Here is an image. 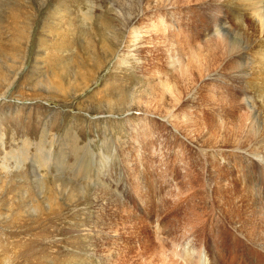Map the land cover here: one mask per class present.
<instances>
[{"label": "rangeland", "instance_id": "rangeland-1", "mask_svg": "<svg viewBox=\"0 0 264 264\" xmlns=\"http://www.w3.org/2000/svg\"><path fill=\"white\" fill-rule=\"evenodd\" d=\"M158 1L0 0V264L264 262L263 218L236 198L264 203V167L234 148V100L254 96L172 79L186 20L211 39L234 5Z\"/></svg>", "mask_w": 264, "mask_h": 264}, {"label": "bare ground", "instance_id": "bare-ground-1", "mask_svg": "<svg viewBox=\"0 0 264 264\" xmlns=\"http://www.w3.org/2000/svg\"><path fill=\"white\" fill-rule=\"evenodd\" d=\"M200 1H202V0H200ZM158 2L163 4V0H159ZM207 2H210V1H207ZM222 2H224V0ZM234 2H238L239 5L238 4L235 5ZM198 3L200 5L199 1H198ZM216 3H218V2H216ZM226 3H231L234 5L233 7H229V8L232 9V10H230V12H232L231 13L232 15H234L236 13V15H234V16L236 17L235 19L237 22H235L236 24H235L234 28H232V29L231 28L228 29V27L224 28L225 25L224 26L222 25L221 30H218L216 32V34L211 39H204V38H206V35L209 34V33L207 34V32H209V29H211L210 25L212 23L210 24V22H207V20H205V17L201 16L202 15L201 13H200L201 15L199 14L201 17L198 16V14L196 13L198 17L192 16L193 18L191 20H189V21L186 20L188 29L186 30V34H184L185 42H183L180 39L179 40L181 42H183V44L186 43V47L189 50L190 56L188 57V59L185 58L186 61H185L184 66L180 69V71L178 70L179 72L177 73V75L180 76L181 80L183 81V87H181L180 84L176 83L177 76H174V75H176V73H174L172 75V76H174L172 78L173 79V87H175L176 89H184L187 94H195L199 91V88H201V90H203L204 92L206 90H208V92H209V89H212L215 86L219 90L228 89L230 87L229 85L232 83V81L237 80L238 84L235 87H237V88L244 87V90H245L244 92L241 93V95L252 94L254 96L255 102L252 101L251 97L242 98V100L237 98V100H234V102H235L234 106H235L236 111L238 110V108H239V110H241L243 108L242 106H245V108H246V106H248V110L244 111L243 113L237 114V116H236L237 117V121H236L237 126L236 127L241 132L240 133L241 138L237 139L238 140L236 143L237 147H234V148L237 151H243V153H240V154H242L246 157L245 163H247L248 165H253V170L256 171V169L260 166V164L264 167V0H229V2H226ZM188 4H189L188 6L190 7L191 4L190 3H188ZM185 5H187V4H185ZM201 5H203V4H201ZM214 5H215V3H214ZM214 5H212V6H214ZM245 7L247 8V10ZM203 8H205V7H203ZM207 8H208V6H207ZM213 9H215V8L213 7ZM221 9H219V10H221ZM244 10L248 12V13L247 12L246 13L248 14V16L250 18V22L248 24L246 23L247 25L245 24L242 15L238 14V13H242ZM194 11H195V9H194ZM209 13H207V14H209ZM191 14H194V13H190V15ZM209 15H211V14H209ZM215 15L212 14L211 18L213 19V21L211 20V22H218L219 21L218 16H215ZM221 16H223V15H221ZM224 19H226V18H224ZM246 21H247V19H246ZM204 22H205V24H206V22L208 24H206V26H204ZM220 22H223V21L220 20ZM220 22L218 24H220ZM224 23H222V24H224ZM214 24L211 26L213 27L216 25V24L215 25ZM169 30H171V29H169ZM179 30H182L181 27H179ZM172 34H173V32H172ZM178 34L179 35L181 34V37L183 36L182 32H180ZM188 35L190 37H188ZM174 39H176V38H174ZM175 44H176V42H175ZM178 46H182V44L178 45ZM181 51H183V50H181ZM185 52H187V51H185ZM172 55H173V53H172ZM181 55L182 54H180V56ZM225 60H227V61L224 62ZM227 71H229V72H227ZM218 72H219V75H218ZM227 73L231 74V75L229 74L230 77H228ZM211 74H213V79L210 78ZM217 77L219 78V80L214 81V78H217ZM208 94H209V97L210 96L212 97V95L210 93H208ZM245 96L246 95H244V97ZM191 97H190V99H191ZM215 98L217 99V97H214V99ZM222 98H224V97H222ZM190 99H189V101H190ZM206 100H208V99H206ZM199 103H200V101H199ZM228 113H230V112H228ZM191 114H192V112H191ZM195 115H196V113H195ZM228 117H230V116H228ZM223 118H225V117H223ZM226 120H228V119H226ZM194 124H195V122H194ZM203 124H204V121H203ZM230 124H231V122H230ZM224 125H226V124H224ZM202 126H204V125H202ZM198 127H201V126H198ZM202 130H204V129H202ZM216 130H217V128H216ZM214 146L218 147V145H214ZM242 146H245V148L242 149ZM221 149H223V148H221ZM221 149L219 148V151H223ZM244 171H243V174H244ZM262 180H264V174L261 178V181ZM239 181H241V180H239ZM237 185H240V184H237ZM252 191L250 190V188L244 187V188H242L241 192L236 194V198L237 199L249 198V200H247L245 203L247 205L246 207L248 210L246 212H244L251 217V220L249 221V223L250 222H251V224L256 223V221H258L260 218H263V220H261L262 223H260V225L261 224L264 225V203H263L262 199L259 197V194L257 193L258 192L257 188L256 187L252 188ZM233 202H234V200H233ZM235 203H237V202H235ZM234 206H233V210H231V212L234 211L233 213L235 214L236 218L240 219V217L244 215V214L241 215L239 212L241 209V206H239L240 207L239 210L237 208H234ZM237 207H238V205H237ZM250 212H254L253 214L255 216L257 215V217H259V219L253 217L254 215L251 216L252 214ZM235 216H231V219H233L232 221H234L236 219ZM241 218H243V217H241ZM243 219L245 220V217ZM248 219H250V218H248ZM244 220L241 222V224L244 222ZM237 221H239V220H237ZM243 227H245V226H243ZM251 228L256 229V228H253V226ZM246 231L248 232V234L250 236L252 235V232H253L252 230H251L252 232L249 230H246ZM200 264H202V263H200Z\"/></svg>", "mask_w": 264, "mask_h": 264}]
</instances>
